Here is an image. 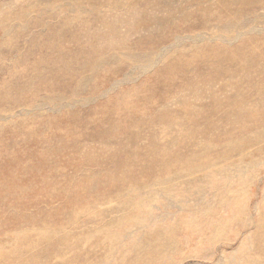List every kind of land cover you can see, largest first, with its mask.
<instances>
[{
	"label": "rangeland",
	"instance_id": "374dc122",
	"mask_svg": "<svg viewBox=\"0 0 264 264\" xmlns=\"http://www.w3.org/2000/svg\"><path fill=\"white\" fill-rule=\"evenodd\" d=\"M42 1L0 0V264H264L263 0Z\"/></svg>",
	"mask_w": 264,
	"mask_h": 264
},
{
	"label": "bare ground",
	"instance_id": "6f19581e",
	"mask_svg": "<svg viewBox=\"0 0 264 264\" xmlns=\"http://www.w3.org/2000/svg\"><path fill=\"white\" fill-rule=\"evenodd\" d=\"M258 1H260V0H241V1H239V0H218L219 4H225V5H223V7H228L230 11H225L223 9H220V11H218L219 13H217L215 16H217V20L220 23H218L217 25L222 27V28H224V31H228V33H231V34L232 33L239 34V33H241V31L243 32V30L245 29V26H247V24H248V21H246V20L249 17H252V16L254 18H257V15L254 14V11H255V9L257 7L255 5L258 3ZM85 2H88V6L87 7L82 6ZM107 2H109V4H114L115 3L117 6H120V3H119L118 0H83V1L82 0H50L49 2H43V1L40 2L41 4H44V5H42V7H46V8H42L41 6H38V9H49L50 13H51V16L55 17V18H57L58 15L59 16H64V15H66L68 13H71V12L74 13L76 16L84 18L91 11H93L94 9H97L99 6H101V4H106ZM263 2H264V0H263ZM193 3L196 5V7L200 8V6H201V2L200 1H194ZM122 4H125V3H122ZM136 4H138V5L146 4L148 6L151 5L149 0H141V1L132 0V2L130 3V5H136ZM234 7L242 8V11L241 10L240 11H236L234 9ZM214 9L216 10V8L209 7V8L204 9L203 12H204V14L213 15L215 13ZM77 11L79 13H77ZM180 11L183 12L184 11L183 8H181ZM231 18H236V19L232 20ZM2 24H4V23H2ZM254 27L257 28L255 24H254ZM216 33H219L218 37H220V38H224L226 36L225 34H221L218 30H217ZM229 37H227V38H229ZM227 38H224V39L227 40ZM230 39L231 38H229L227 41H229ZM258 56L264 57V51L262 50L259 53ZM240 57H241L240 60L246 66H252V65H254V64H256L258 62L257 61L258 57L254 58L252 60H244V56L242 55V53H241ZM154 58H156V57H154ZM146 64H147V62H146ZM150 64H152V63H150ZM147 66H149V64ZM259 93H261V89H258L257 91H255L253 93V96H255V95L259 94ZM70 106H72V105H70Z\"/></svg>",
	"mask_w": 264,
	"mask_h": 264
}]
</instances>
